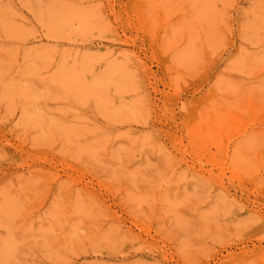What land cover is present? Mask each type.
<instances>
[{
	"label": "rangeland",
	"instance_id": "374dc122",
	"mask_svg": "<svg viewBox=\"0 0 264 264\" xmlns=\"http://www.w3.org/2000/svg\"><path fill=\"white\" fill-rule=\"evenodd\" d=\"M0 264H264V0H0Z\"/></svg>",
	"mask_w": 264,
	"mask_h": 264
}]
</instances>
